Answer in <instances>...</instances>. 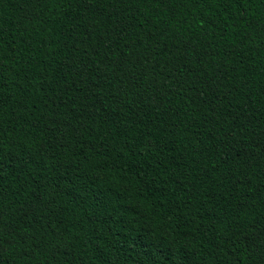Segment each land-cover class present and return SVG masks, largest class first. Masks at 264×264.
<instances>
[{"label":"trees","instance_id":"16d2710c","mask_svg":"<svg viewBox=\"0 0 264 264\" xmlns=\"http://www.w3.org/2000/svg\"><path fill=\"white\" fill-rule=\"evenodd\" d=\"M0 264H264V0H0Z\"/></svg>","mask_w":264,"mask_h":264}]
</instances>
